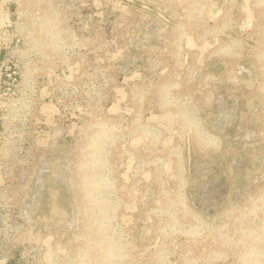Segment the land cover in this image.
Masks as SVG:
<instances>
[{
    "label": "rangeland",
    "instance_id": "374dc122",
    "mask_svg": "<svg viewBox=\"0 0 264 264\" xmlns=\"http://www.w3.org/2000/svg\"><path fill=\"white\" fill-rule=\"evenodd\" d=\"M12 10L20 45L7 64L17 79L0 81V203L28 206L53 231L73 221L76 264H264V0ZM170 82L210 124L206 99L220 98L221 152L202 154L180 130L161 103Z\"/></svg>",
    "mask_w": 264,
    "mask_h": 264
},
{
    "label": "built area",
    "instance_id": "2783aa9c",
    "mask_svg": "<svg viewBox=\"0 0 264 264\" xmlns=\"http://www.w3.org/2000/svg\"><path fill=\"white\" fill-rule=\"evenodd\" d=\"M20 1L0 0V81L3 76L13 82L17 79L14 72H8L7 64L19 50L20 38L12 31L11 17L13 3ZM26 209L25 205L15 208L0 203V264H76L75 249L66 235L73 231L75 223L67 219L53 220L51 224L56 226L53 231L49 222L45 219L38 222ZM43 222L45 228L42 226L43 229L35 233L34 228Z\"/></svg>",
    "mask_w": 264,
    "mask_h": 264
},
{
    "label": "clouds",
    "instance_id": "9594fccd",
    "mask_svg": "<svg viewBox=\"0 0 264 264\" xmlns=\"http://www.w3.org/2000/svg\"><path fill=\"white\" fill-rule=\"evenodd\" d=\"M181 85L170 82L161 90V103L165 108L175 109L176 120L183 134L194 139L198 150L204 154L219 153L225 145L223 128L229 124V116L221 108V101L214 93L206 99V106L217 109L216 124H210L202 114L201 105L191 96L178 97Z\"/></svg>",
    "mask_w": 264,
    "mask_h": 264
}]
</instances>
